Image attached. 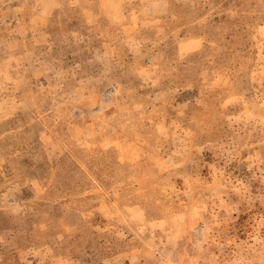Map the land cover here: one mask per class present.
<instances>
[{"label":"rangeland","instance_id":"obj_1","mask_svg":"<svg viewBox=\"0 0 264 264\" xmlns=\"http://www.w3.org/2000/svg\"><path fill=\"white\" fill-rule=\"evenodd\" d=\"M0 264H264V0H0Z\"/></svg>","mask_w":264,"mask_h":264}]
</instances>
